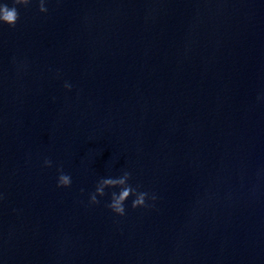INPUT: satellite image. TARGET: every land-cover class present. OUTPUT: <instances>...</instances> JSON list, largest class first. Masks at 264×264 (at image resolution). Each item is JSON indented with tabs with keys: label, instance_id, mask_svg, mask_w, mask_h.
Masks as SVG:
<instances>
[{
	"label": "water",
	"instance_id": "1",
	"mask_svg": "<svg viewBox=\"0 0 264 264\" xmlns=\"http://www.w3.org/2000/svg\"><path fill=\"white\" fill-rule=\"evenodd\" d=\"M18 10L0 25V264H264V0ZM123 168L154 206L88 204Z\"/></svg>",
	"mask_w": 264,
	"mask_h": 264
},
{
	"label": "clouds",
	"instance_id": "2",
	"mask_svg": "<svg viewBox=\"0 0 264 264\" xmlns=\"http://www.w3.org/2000/svg\"><path fill=\"white\" fill-rule=\"evenodd\" d=\"M33 0H0V25H8L14 27L19 19V7H28ZM49 0H38V7L41 13L48 12ZM65 89L71 90L73 84L65 80L63 83ZM257 99L264 101V93H260ZM44 166L51 167L53 160L45 157L43 160ZM57 187H70L72 184V176L63 170L62 165L57 166ZM132 172L128 168H123L118 174L105 175L99 177L94 189L88 192V204L96 205L101 203V198L105 196L108 199L105 201V206L117 216L126 214V206L131 197L130 205L132 208H145L154 206L158 199L157 193L143 189L139 184L131 183ZM110 190V191H106ZM83 192L84 189H81ZM3 194L0 193V199Z\"/></svg>",
	"mask_w": 264,
	"mask_h": 264
}]
</instances>
